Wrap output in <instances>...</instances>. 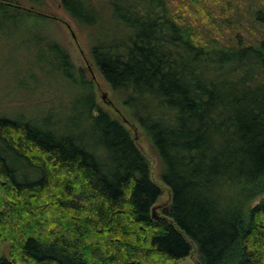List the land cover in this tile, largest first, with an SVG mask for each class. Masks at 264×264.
I'll return each mask as SVG.
<instances>
[{"label": "trees", "instance_id": "obj_1", "mask_svg": "<svg viewBox=\"0 0 264 264\" xmlns=\"http://www.w3.org/2000/svg\"><path fill=\"white\" fill-rule=\"evenodd\" d=\"M41 1L0 0V17L52 25ZM57 1L93 30L92 63L159 156L170 201L157 211L129 127L47 40L39 66L76 91L39 120L0 116V264H175L194 249L198 264H264V38L196 41L166 0Z\"/></svg>", "mask_w": 264, "mask_h": 264}, {"label": "rangeland", "instance_id": "obj_2", "mask_svg": "<svg viewBox=\"0 0 264 264\" xmlns=\"http://www.w3.org/2000/svg\"><path fill=\"white\" fill-rule=\"evenodd\" d=\"M41 2L40 7L51 17L52 25L34 20L9 23L0 17V116H33L39 120L52 108L60 106L62 110L69 106L68 101L76 88L55 81V71L50 65L39 66L41 61L45 62L42 56V52L47 50L44 43L51 39L60 41L74 62L83 68L87 78L94 81L98 104L124 121L149 160L151 178L163 190L157 203V211L161 210L168 205L170 192L160 177V158L140 126L125 117L121 100L93 65V30L78 25L57 0ZM166 4L173 19L187 27L196 41L205 43L217 38L221 44H231L236 43L240 36L247 42L256 43L264 38V25L256 18V13L264 6L263 0H166ZM103 5L100 7L106 21L110 11L106 3ZM24 27H30L35 34H23ZM43 31L40 37L39 33ZM76 79H80L78 75ZM59 114L63 116L64 111ZM10 251V242L3 241L0 255L9 256ZM198 261L199 256L194 249L175 264H198Z\"/></svg>", "mask_w": 264, "mask_h": 264}]
</instances>
